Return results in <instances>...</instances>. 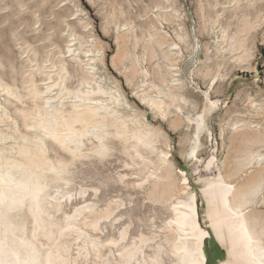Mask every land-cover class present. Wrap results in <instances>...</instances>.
<instances>
[{
  "label": "rangeland",
  "instance_id": "rangeland-1",
  "mask_svg": "<svg viewBox=\"0 0 264 264\" xmlns=\"http://www.w3.org/2000/svg\"><path fill=\"white\" fill-rule=\"evenodd\" d=\"M28 79L43 92L51 84L44 95L65 110L77 99L64 90H94L90 102L106 103L130 132L116 136L108 118L102 155L93 133L79 156L46 140V157L66 162L62 174L46 175L50 218L61 224L85 206L58 240L66 264H119L125 248L128 264H172L166 221L190 190L211 233L207 264H219L226 252L200 191L218 175L264 226V0H0V149L8 156L24 133L39 134L21 113L34 105ZM137 130L149 133L139 141Z\"/></svg>",
  "mask_w": 264,
  "mask_h": 264
},
{
  "label": "bare ground",
  "instance_id": "bare-ground-1",
  "mask_svg": "<svg viewBox=\"0 0 264 264\" xmlns=\"http://www.w3.org/2000/svg\"><path fill=\"white\" fill-rule=\"evenodd\" d=\"M25 84L34 105L28 110H22L21 113L27 123L29 122L30 128L36 129L39 134L30 136L24 133L21 139L15 142L13 146L15 149H11L15 150V155L8 156L4 149H0V264H66L58 240L63 238L65 229L71 228L74 215L85 206L76 208L61 224H56L54 218H50L44 201L49 188L46 175L47 172L60 174L65 169L66 162L62 159L52 161L46 157V140L53 141L61 150L75 156L82 151L80 149L84 138L93 133L99 142L97 151L94 150L102 155L108 149L105 142L108 118L114 121L116 136L123 137L130 132L127 133L124 128V120L113 110L110 111L106 103L90 102L94 94L92 89L64 90V88V96H73L77 99L71 102L69 110H65L67 107L63 109L62 105L52 104L51 96H48L50 94L47 97L44 95V92H49L51 84L45 85L44 92L31 79ZM97 91L100 93L102 88L97 87ZM214 103L210 102V107ZM196 119L197 133L190 151L191 156L196 154L204 114H200ZM148 133V130H137L133 132L132 137L140 141L144 140ZM3 138L4 134L0 131V140ZM134 145L133 148L136 149L137 146ZM211 162L212 159H209L207 166ZM178 172L181 175V184L188 189L187 175L180 169ZM200 191L206 201L205 215L213 229V236L226 252V258L220 260L219 264H264V226L259 227L255 219L246 216L241 207L234 204L236 197L232 186L218 175L213 179H205ZM200 200L197 192L190 190L184 197L177 198L171 204V216L166 221V226L173 233L170 244L172 264L208 262L204 240L210 237L211 233L203 227ZM26 212L29 221L23 216ZM17 215L23 217L17 219ZM125 253L126 248L122 251L119 264L129 263L124 258Z\"/></svg>",
  "mask_w": 264,
  "mask_h": 264
},
{
  "label": "water",
  "instance_id": "water-1",
  "mask_svg": "<svg viewBox=\"0 0 264 264\" xmlns=\"http://www.w3.org/2000/svg\"><path fill=\"white\" fill-rule=\"evenodd\" d=\"M206 242V240H204V243Z\"/></svg>",
  "mask_w": 264,
  "mask_h": 264
}]
</instances>
